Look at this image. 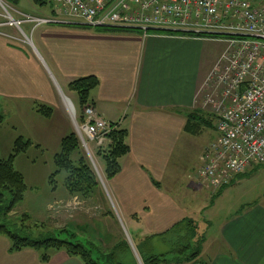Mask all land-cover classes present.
<instances>
[{"label":"crops","instance_id":"obj_1","mask_svg":"<svg viewBox=\"0 0 264 264\" xmlns=\"http://www.w3.org/2000/svg\"><path fill=\"white\" fill-rule=\"evenodd\" d=\"M24 24L35 25L37 32L32 53L0 31V99L5 102L7 121L13 126L27 125L30 111L39 115L38 104L59 103L69 112V105H73L64 89L72 93V82L96 77L100 84L91 92L89 105L106 121L128 132L130 148L120 160V174L101 185L98 192L137 233V241L132 243L158 237L190 219L206 237L200 256L206 258L204 264H264V199L250 201L236 194L255 167L222 190L208 186L199 179L198 171L206 149L219 140L211 130H218L206 124L199 135L187 131L189 115L199 110L200 86L221 56L205 51L207 44L216 41L153 30L147 34L120 33ZM57 143L56 154L61 141ZM190 154L197 159V170L183 168ZM70 198L66 193L55 205L68 203ZM219 202L224 203L220 211ZM54 206L50 205V210ZM214 214L220 217L216 220ZM83 223L79 219L74 225L88 229ZM155 244L156 250L166 247L158 238ZM11 248L12 242L0 236V256L6 257L1 264H25L27 258L34 259L33 264H83L64 251L54 253L44 263L39 251L12 252ZM136 258L139 261L137 253Z\"/></svg>","mask_w":264,"mask_h":264},{"label":"built area","instance_id":"obj_2","mask_svg":"<svg viewBox=\"0 0 264 264\" xmlns=\"http://www.w3.org/2000/svg\"><path fill=\"white\" fill-rule=\"evenodd\" d=\"M53 18L14 19L5 1L4 25H82L118 28L147 34L221 41L227 45L201 91L208 92L203 108L216 116L219 140L203 157L198 177L220 189L264 165V0H55ZM74 21V22H73ZM79 22V23H76ZM192 35V36H190ZM211 98V99H210ZM80 143L93 160L94 150L111 143L117 126L88 105L81 121L69 105ZM93 144V146H92Z\"/></svg>","mask_w":264,"mask_h":264},{"label":"rangeland","instance_id":"obj_3","mask_svg":"<svg viewBox=\"0 0 264 264\" xmlns=\"http://www.w3.org/2000/svg\"><path fill=\"white\" fill-rule=\"evenodd\" d=\"M7 5V10L14 19H24L25 16L30 17H42L53 18L55 8V0H46V5H39L36 0H19L16 4L12 0H3ZM5 11L0 6V15ZM21 14V15H20ZM7 18L0 16V22H7ZM56 25V24H54ZM35 26V25H34ZM33 24H23L20 28L16 26H7L2 30L7 34L9 40L21 47L27 52L33 51L34 47L32 41L35 42L36 33ZM58 26V25H57ZM59 26H74V25H59ZM225 43L218 41L215 43L207 44L205 51L213 56L222 55L226 49ZM30 53V54H31ZM204 83L200 86L196 107L202 111L211 112V106H204V99L206 96H210L208 92L201 91ZM63 94L66 98H70L75 111L76 119L79 122L82 115V108L79 105V98L76 93H69L64 89ZM211 99V98H210ZM32 101H29L31 103ZM4 100L0 99V115L4 118L0 122V159L7 160L13 154L14 143L16 139L23 137L34 143L28 150V154H22L15 161V168L25 176L26 185L28 187L24 200L14 210L6 224L8 228L19 234L22 237H30L33 239L44 238H58L60 240L70 239L73 241V236L84 244L86 247H94L95 250H103L105 253L114 249L116 246L126 242L132 247L130 250L132 254L122 253V258H126L125 264H133L138 254L137 264H143L140 257V247L144 246L143 242L136 243L137 233L129 225V223L122 221L117 215L112 203L106 204L104 196L98 192V194L88 201H84L79 197H72L66 191L65 188V174H60L55 178L54 183H50V177L55 172L54 155L59 150V140L72 133L77 134L75 123L68 111L62 108L59 103H53V105H45L53 110L50 118L42 117L37 114L29 113V121L26 125L20 123L10 124L4 117ZM35 117H34V116ZM217 123V121L215 122ZM215 139L219 134L213 132ZM78 136V135H77ZM37 137L39 139H37ZM40 144L41 147H37ZM93 146V144H92ZM61 150V149H60ZM82 154L87 158L92 169L96 173L101 185L108 183L109 180L105 177V163L102 158L97 156V150H94L93 160L90 159L82 147ZM203 163V160H202ZM184 169L194 171L198 169L197 159L190 154L188 159H185ZM203 166V165H202ZM200 170V168H199ZM199 172V171H198ZM249 180L243 183L236 194L247 198L250 201L264 199V165L256 166L254 172H252ZM104 187V186H103ZM102 191H105L102 188ZM66 193L71 197L68 203L56 204V200H60ZM105 193V192H104ZM260 200V201H261ZM88 202V203H85ZM102 204V206H101ZM223 202L218 203L217 210L220 211ZM50 205H55L50 210ZM68 205V206H67ZM55 208V209H54ZM54 209V211H52ZM105 210V211H104ZM24 215H28L29 220H24ZM220 215H215L217 220ZM79 219L87 224L86 229L82 224L74 225L75 222H79ZM198 225V224H197ZM208 228L207 226L205 227ZM66 230L65 232H63ZM207 233V232H206ZM198 234L201 236L199 230ZM212 237L215 235L211 233ZM169 238H167V243ZM122 246V245H121ZM136 246V247H135ZM167 247H160L155 253L165 254L171 252L169 244ZM40 257L47 254L42 250L37 252ZM49 256L56 252H48ZM133 255V256H132ZM169 258L173 259L174 256ZM6 257L0 256L1 260ZM21 259V258H20ZM6 260V259H5ZM206 258H199L197 262H183L181 264H204ZM16 260H13L15 262ZM19 262H22L19 260ZM34 259L27 258L25 264H33ZM35 263V262H34ZM178 264V263H171Z\"/></svg>","mask_w":264,"mask_h":264},{"label":"trees","instance_id":"obj_4","mask_svg":"<svg viewBox=\"0 0 264 264\" xmlns=\"http://www.w3.org/2000/svg\"><path fill=\"white\" fill-rule=\"evenodd\" d=\"M12 1L16 4L19 2V0ZM36 3L39 5H46V0H36ZM73 27L88 28L77 25ZM101 30L104 32L120 33L134 32L122 28H101ZM178 34L183 35L184 33ZM99 84L100 82L96 77L78 79L70 84V91L78 95L79 105L82 111L89 105L91 92L96 89ZM37 113L42 117L50 118L53 110L43 104H38ZM215 118L216 116L209 111L204 112L200 109L196 110L189 115L187 131L192 135H199L204 127H216ZM3 119L4 118L0 115V122H2ZM206 124H208L207 127L205 126ZM109 136L111 140L109 146L97 149L96 152L97 156L102 158L105 163L106 179L112 180L120 174L122 170L120 160L130 153V148L127 144L128 132L126 130L117 127ZM25 140L26 139L22 137L16 139L13 154L7 160L0 159V236L7 237L12 242L11 251L17 252L24 249H32L40 252L44 250L47 252V254L42 256V262L44 263L50 261L51 255L49 256L48 252L64 251L70 257L80 259L83 264H125L126 258H122V253L124 252L126 256L127 254H132L130 250L131 247L126 242L116 246L110 252L108 251L105 253L101 250H95L94 247H86L79 242L75 236L72 238L73 241L70 239L60 240L58 238L33 239L30 237H22L8 228L6 224L7 220L24 200L25 193L28 189L24 176L15 168L16 159L22 154H25L33 145L30 140ZM60 149V152L54 157L55 172L50 177V183H54L55 178L60 174H65V188L70 196L79 197L84 201L92 200L101 187V183L89 164V161L82 154V145L77 134L72 133L63 137ZM222 189L223 188L217 190ZM24 220H29L28 215H24ZM198 230V225L195 221L185 219L158 237L144 239L142 241L144 246H139V255L142 259V263L181 264L183 262H197L206 241L205 235L203 234L200 236ZM65 231L66 230L63 232ZM157 238L162 246L169 244V249L172 251L165 254L155 253L156 244L154 245V242ZM167 238H169L168 243ZM174 254L176 255L173 259L169 258ZM133 260V264H137L134 257Z\"/></svg>","mask_w":264,"mask_h":264}]
</instances>
